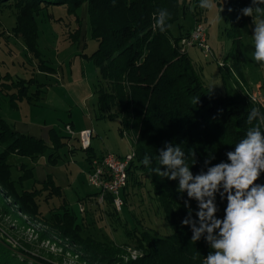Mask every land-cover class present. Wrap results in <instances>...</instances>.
Returning <instances> with one entry per match:
<instances>
[{
    "label": "trees",
    "instance_id": "obj_1",
    "mask_svg": "<svg viewBox=\"0 0 264 264\" xmlns=\"http://www.w3.org/2000/svg\"><path fill=\"white\" fill-rule=\"evenodd\" d=\"M84 4L87 5L90 38L97 42L96 49L90 54L82 53L83 58L92 60L98 68L97 119L119 117L120 133L123 135L128 130L134 135L135 158L129 169L127 187L131 181L136 183L139 173L148 174L173 233L158 236L146 230L134 231L132 235L140 253L132 257L125 246L83 236L82 224L63 198L62 212L54 214L52 231H45L42 235L52 239L56 234L60 240L74 245L88 264H203L213 250L203 237L199 241L192 240L191 226L181 224L189 211L185 207V201L189 199L187 193L177 191L178 179L160 177L150 169L158 165L160 150L166 147V143L180 146L185 153V163L194 175L207 171L205 160L211 157H214L211 165L228 162L226 153L234 151L235 144L253 126L248 123L249 113L253 108L264 112V105L251 100L252 96L247 93L228 95L206 85L181 43L191 30L184 32L180 29L178 35L172 30L185 6L182 0H0V11L9 5L19 10L14 31L25 38L29 50L40 59L39 69L54 74L55 68L40 58L39 12L43 7L66 6L69 15L76 14L79 26L74 39L78 40L82 21L77 11ZM248 6H252V0H226V10L230 12L231 9L236 17L232 24L236 41H239L245 23L253 19L252 16H240V10ZM161 9L170 14L167 21L170 27L163 32L154 28L153 19ZM226 68L231 70L227 65ZM33 81L34 78L13 80L8 77L7 81L0 82L11 90V106L14 107L18 100L30 99L28 92ZM1 91L0 87V95ZM261 131L264 132V126ZM63 138L65 136L51 129L53 147L48 158L52 164L59 157V149L66 144ZM49 150L43 139L15 131L0 114V190L4 194L0 193V200L7 211H15L21 219L24 216L39 218L37 197L44 191L59 197H63V192L52 175L40 182V188L19 191L18 185L34 178L33 170L22 163L21 174L14 179L9 158L13 155L34 158ZM86 151L91 159L94 156L92 147ZM145 155L150 159L149 166L142 163ZM161 168L166 170V166ZM256 183L264 184V172ZM127 187L123 192L124 200ZM110 200L108 197L106 204H111ZM189 202L193 217L198 219L197 201ZM216 203L217 216L223 218L226 200H221L217 194ZM64 248L67 249L66 243ZM24 250L19 249L21 254ZM37 260L30 262L20 258L7 238L0 236V264L45 263Z\"/></svg>",
    "mask_w": 264,
    "mask_h": 264
},
{
    "label": "rangeland",
    "instance_id": "obj_2",
    "mask_svg": "<svg viewBox=\"0 0 264 264\" xmlns=\"http://www.w3.org/2000/svg\"><path fill=\"white\" fill-rule=\"evenodd\" d=\"M182 1L185 6L181 10L179 21L172 25V30L176 35L180 33V29L184 32L190 31L197 20L207 26L210 55L206 57L196 46L188 49L189 56L206 85L228 95L247 93L264 105V64L257 63L252 58L254 18L245 23L239 41H236L232 30L236 17L232 11L226 10V0H214L217 7L212 11L201 9L200 0ZM86 10L87 5L84 4L77 11V16L82 21L78 40L74 39L79 26L76 14L69 15L66 6L52 5L43 7L39 12L38 49L40 58L55 68L53 75H47L39 69L40 59L29 50L25 38L14 31L19 10L14 5H9L0 11V82L7 81L8 77L13 80L34 78L28 92L30 99L17 101L20 110L12 109L8 96L11 90H7L0 83V114L4 119L10 121L15 117H27L41 126L53 125L57 133L63 135L69 131L66 129L67 123L73 121L78 127L82 125L83 117L88 114L85 106L88 103L92 105L97 100L95 90L98 73L92 60L80 57V47H86L83 50L88 54L97 47V42L89 35ZM40 87L46 88L44 95L41 91L36 94ZM31 100L35 101L30 102ZM93 124L95 135L92 145L98 155L111 152L123 157L134 149V135L128 130L123 135L120 133L119 117L94 120ZM63 147L59 149L60 154L64 152ZM78 152L77 161L81 162L84 160L83 154ZM58 163L57 168L65 164L63 157H58L55 165ZM19 166L17 164V168H12L14 179L21 174ZM70 167L66 166L71 179L78 177L76 168ZM70 170L73 173L70 174ZM53 177L60 185L58 176ZM79 181L77 185H71V190L61 187L63 197L50 196L48 191L41 193L37 197L41 212L38 219L28 216L21 219L15 211H7L0 200V236L7 238L20 258L30 262L41 259L45 262L41 264H88L80 257L81 253L74 245L60 240L56 234L52 235V239L42 235L45 231H52L51 223L54 214L62 212L60 206L63 198L69 204L71 212L76 215L77 221L82 224L83 236L125 246L132 257L140 253L132 235L134 231L146 230L158 236L173 233L148 174L139 173L136 183L130 182L125 192V206L122 211L115 210L111 204L100 203L97 195L81 198L87 192L95 193L97 190L89 184L87 173L80 175ZM35 187L40 188L41 184L33 179L18 185L19 191ZM0 193L3 194L2 190ZM65 243L67 249L64 248ZM22 248L25 249L23 254L19 251Z\"/></svg>",
    "mask_w": 264,
    "mask_h": 264
},
{
    "label": "clouds",
    "instance_id": "obj_3",
    "mask_svg": "<svg viewBox=\"0 0 264 264\" xmlns=\"http://www.w3.org/2000/svg\"><path fill=\"white\" fill-rule=\"evenodd\" d=\"M264 0H252V6L240 10V16H252L255 24L253 59L264 64ZM201 9L212 11L214 0H200ZM231 11V9H229ZM255 13V15H254ZM237 17V19L240 18ZM154 28L165 31L170 14L166 9L154 15ZM254 101V97H251ZM258 121L257 123H253ZM253 125L246 136L235 144L234 151L226 153L227 161L211 165L205 160L207 171L193 174L185 163V153L179 145L166 143L159 153L158 165L151 168L154 174L179 180L177 191L187 193L185 207L189 209L182 225H190L194 241L202 237L213 251L203 264H264V184L256 183L264 172V112L253 108L248 115ZM143 165L149 166L145 155ZM211 165V166H209ZM161 166H166L162 170ZM217 194L226 200L223 218L217 216ZM197 201L196 217L192 215L190 200Z\"/></svg>",
    "mask_w": 264,
    "mask_h": 264
},
{
    "label": "crops",
    "instance_id": "obj_4",
    "mask_svg": "<svg viewBox=\"0 0 264 264\" xmlns=\"http://www.w3.org/2000/svg\"><path fill=\"white\" fill-rule=\"evenodd\" d=\"M86 44H87V42H86ZM85 48L84 47L79 48L81 50L80 54L85 53V50H83ZM80 57L83 58L82 55H80ZM46 74L50 75V73H46ZM51 75H53V74H51ZM97 75H98V73H97ZM96 80H97V78H96ZM237 86L238 85L236 84V87ZM212 89H214V88H212ZM45 90H46L45 87H40V91L42 94L46 93L47 90L46 91ZM218 91L222 92L221 90H218ZM42 94H41V96H42ZM95 95H97V86H96V90H95ZM41 96H40V98L43 97V96L42 97ZM96 97H98V95ZM34 101L35 100H31L30 102H34ZM85 107H86L85 109L87 110L86 112L88 114L85 115V117H83L82 125L78 127L75 124V122H73V121L69 122V123H67L68 124L67 126H70L73 133H71V132L69 133V131H68V133H65L64 135H63V133L60 134L62 136H65V138H63V141L66 142V144L63 147L64 152L62 154H60V151L58 152L59 157L61 156V158L63 157V159L65 160L66 166H71L70 168H76V170H77L76 175L79 174L78 177L76 176V178L74 177L71 179V176H69V174H68L69 168H66L65 164L60 166L59 168H57L59 163L56 165L52 164L50 159L48 158V153H50L51 148L53 147V143L51 140V129L53 128V125L48 126V127H46V125L41 126V125L35 123L34 121L27 119V117H25L23 119L15 117V119H11L10 121H7L6 119L5 120L13 127V129L15 131L29 135V136H33V137L38 138V139H43L47 143V145L49 146L50 150L45 155H39V156L34 157V158L21 157V156L13 155L9 158V163L12 164V168H17V164L18 165L19 164L21 165L22 163H24L26 165L29 164L28 167H30L33 170V174H34L33 180H36L38 182L45 181L47 179L48 175H52V176H56V177L58 176L59 181H60V185L57 183V180L54 179V177H53V179H54L56 184H58L62 188H66L65 190H71L72 189L71 185H77L78 183H80V181H79L80 175L81 176H82V174L86 175V173H87V176H88V171L90 169V159H88L87 151L84 150L83 148H81V146H80V142L78 139V133L84 129H91L92 130V138L94 137L95 131H94L93 121L98 120L97 119V116H98L97 100L92 105H90L88 103V105H86ZM12 109L20 110L21 109L20 104L17 102V104L14 107L12 106ZM67 126H66V129H67ZM91 147H92L94 156H102L103 155V154L98 155L96 153L95 149L93 148L92 141H91ZM78 151H81L83 154L82 158L84 160L81 162L77 161V156H78L77 154H79ZM19 168H20V166H19ZM55 172L57 173V175ZM71 172H72V170H70V174H71ZM92 193L93 192H90V193L87 192L86 195L81 196V198H85L88 195H91Z\"/></svg>",
    "mask_w": 264,
    "mask_h": 264
},
{
    "label": "built area",
    "instance_id": "obj_5",
    "mask_svg": "<svg viewBox=\"0 0 264 264\" xmlns=\"http://www.w3.org/2000/svg\"><path fill=\"white\" fill-rule=\"evenodd\" d=\"M181 43L185 50L196 46L202 50L206 57L211 53L207 26L200 20L195 22L191 32L182 39ZM220 65L224 66L223 62H220ZM67 129L73 133L70 126H67ZM78 139L81 148L88 149L91 147L92 130H81L78 133ZM134 158L135 153L132 150L131 153L123 157L109 152L102 156H93L90 159L88 182L96 188L98 192L97 199L100 203L106 204L108 197H110L115 210L122 211L125 204L123 192L129 182V169Z\"/></svg>",
    "mask_w": 264,
    "mask_h": 264
}]
</instances>
